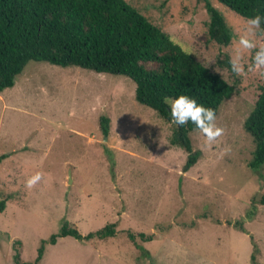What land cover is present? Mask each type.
I'll return each instance as SVG.
<instances>
[{
    "label": "rangeland",
    "instance_id": "1",
    "mask_svg": "<svg viewBox=\"0 0 264 264\" xmlns=\"http://www.w3.org/2000/svg\"><path fill=\"white\" fill-rule=\"evenodd\" d=\"M125 1L234 85L216 115L224 134L209 145L192 131L199 158L185 171L187 154L170 144L175 125L136 102L130 79L30 61L0 93V156L8 155L0 162V264H14L16 251L21 262H34L40 241L64 221L82 236L115 223L116 234L59 238L38 264H264V205L246 218L264 194V164L247 167L254 144L243 129L264 86L259 72H247L264 33L256 30L257 48L242 51L247 74L237 76L217 61L235 55L247 19L209 0L232 32L224 47L208 37L201 0ZM101 116L109 119L107 136Z\"/></svg>",
    "mask_w": 264,
    "mask_h": 264
},
{
    "label": "trees",
    "instance_id": "2",
    "mask_svg": "<svg viewBox=\"0 0 264 264\" xmlns=\"http://www.w3.org/2000/svg\"><path fill=\"white\" fill-rule=\"evenodd\" d=\"M201 1L208 16L209 39L228 46L232 32L223 15L209 0ZM216 1L245 19L257 14L264 17V0ZM261 27L264 28V19ZM30 61L124 76L135 84L136 102L167 122H171V117L169 105L164 102L166 97L189 96L205 108L214 109L217 115L221 104L235 92L234 85L185 52L125 0H0V93L13 87ZM229 61L226 56L217 64L232 73ZM99 123L101 132L107 136L109 119L101 116ZM243 129L254 144L247 167L257 171L264 164V86ZM196 130L189 121L182 127L175 126L171 134L170 144L187 154L185 171L199 158L189 137ZM6 157L1 155L0 162ZM257 205H264V194L258 200L253 199L247 219L255 215ZM4 208L5 201L0 200V214ZM115 227V223H110L82 236L75 226L64 221L56 233L40 241L34 262H21L16 251L13 263L38 264L45 246L55 245L59 238L102 240L114 237ZM234 227L244 230L241 223H235ZM137 236L144 241L152 240L143 233ZM128 238L135 242L136 236L128 233Z\"/></svg>",
    "mask_w": 264,
    "mask_h": 264
},
{
    "label": "clouds",
    "instance_id": "3",
    "mask_svg": "<svg viewBox=\"0 0 264 264\" xmlns=\"http://www.w3.org/2000/svg\"><path fill=\"white\" fill-rule=\"evenodd\" d=\"M262 19L264 17L257 14L245 21L247 25L245 33L239 37V47L229 61L231 72L237 76H244L247 72L257 71L264 78V43L259 45L258 50L252 57V64L247 68V72L242 62V51L251 53L253 49L257 48V44L252 39L256 35V30L264 33V28L261 27ZM164 102L169 105L172 125L182 127L191 121L197 130L204 135L209 145L223 136L224 129L218 127L215 123L216 114L214 109L205 108L203 105L198 104L195 99L186 95H180L175 98L166 97ZM224 151L226 154L230 149L226 148ZM40 179L41 175L37 173L27 180L26 186L32 188Z\"/></svg>",
    "mask_w": 264,
    "mask_h": 264
}]
</instances>
